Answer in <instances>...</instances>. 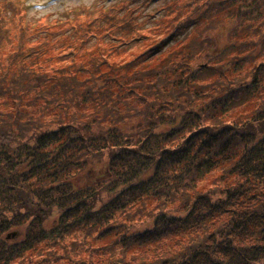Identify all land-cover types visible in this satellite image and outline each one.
<instances>
[{"label":"trees","instance_id":"16d2710c","mask_svg":"<svg viewBox=\"0 0 264 264\" xmlns=\"http://www.w3.org/2000/svg\"><path fill=\"white\" fill-rule=\"evenodd\" d=\"M150 1L79 20L91 5L0 0V264L264 261V0H211L223 14L135 56L119 46ZM167 3L171 21L208 11Z\"/></svg>","mask_w":264,"mask_h":264},{"label":"rangeland","instance_id":"374dc122","mask_svg":"<svg viewBox=\"0 0 264 264\" xmlns=\"http://www.w3.org/2000/svg\"><path fill=\"white\" fill-rule=\"evenodd\" d=\"M25 5L27 6L28 10L31 13H38L40 14H49L51 16H54L56 14V9L60 10L64 7L69 6L70 9L74 5H91L92 11L88 12H82L78 15L79 20H90L92 18H95L99 16L100 12H105L107 10H102V7H105L103 4H111L112 0H23ZM168 0H153L150 1V3L145 7L144 11L143 9L139 10L141 12L140 14H136L137 17L134 20V24L137 27L136 30H140V33H135L131 36L133 40H131L129 43H127L124 47V44H121L119 47L125 48V50L130 49V52L136 56V54L143 52L153 44L156 40L161 38L162 36L166 35L167 30H172L175 26V24L178 23V25H181L180 22H188L189 20H193V25L191 29L188 27H180L178 31H176L171 38L168 39L164 44H162L158 49H155L149 57H153L156 55L161 54L163 51H165L167 48V44L171 42L178 43L181 40H187L191 34L194 33L195 30L199 29L202 25V19L204 17L205 20L214 19L216 17H219V15L223 14V9L227 6V3L224 4H209L212 3L211 0H207L208 3V11L201 12L197 15L190 14L189 15V7H186V5L183 6L181 9L180 15L178 16L177 21H171V17H169V12L165 10L166 5H170L167 3ZM183 2V0H178V3ZM111 6V5H110ZM110 6H106L110 8ZM203 5V9H204ZM144 12V14H143ZM46 16L42 17V23L48 24L47 19L44 18ZM191 17V18H190ZM179 21V22H178ZM199 23V24H198ZM198 24V25H196ZM235 24V21L226 20L223 23L218 24L215 26L210 32H208V36L213 39L214 43L219 48H223L224 44L227 42V37L229 36L231 27ZM160 32V33H159ZM236 30H233V33H235ZM158 34L155 36H150V39L145 42L142 45L136 46L142 42L148 35L151 34ZM145 36V37H144ZM106 40H109L106 38ZM141 41V42H140ZM140 42V43H139ZM114 46H118L120 44L119 41L114 40L112 41ZM135 46V47H134ZM133 47V48H132ZM132 48V49H131ZM226 52V51H225ZM133 56V55H132ZM222 55L218 56L217 59H221ZM131 58V56H129ZM93 177V172H88L87 174L81 175L79 178H85V179H91ZM55 215H50L47 219L48 223H52L51 221L54 219ZM150 222L145 221L143 223L138 224L137 228L142 229L144 227L149 226ZM259 264H264V261L260 262Z\"/></svg>","mask_w":264,"mask_h":264}]
</instances>
